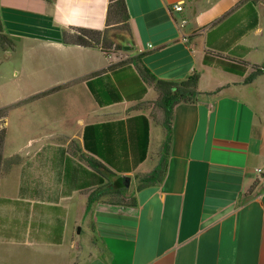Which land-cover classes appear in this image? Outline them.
<instances>
[{
    "label": "crops",
    "instance_id": "crops-1",
    "mask_svg": "<svg viewBox=\"0 0 264 264\" xmlns=\"http://www.w3.org/2000/svg\"><path fill=\"white\" fill-rule=\"evenodd\" d=\"M109 3L0 0V264H264V73L245 83L264 68V1L125 0L121 53L63 41L109 29ZM136 56L160 79L199 73L204 94L174 106L166 173L142 186L158 95L132 64L109 69Z\"/></svg>",
    "mask_w": 264,
    "mask_h": 264
},
{
    "label": "trees",
    "instance_id": "trees-1",
    "mask_svg": "<svg viewBox=\"0 0 264 264\" xmlns=\"http://www.w3.org/2000/svg\"><path fill=\"white\" fill-rule=\"evenodd\" d=\"M109 9H108V16H107V26L110 25H117L123 26L124 31H129V14L127 11L125 0H109ZM264 1V0H263ZM113 17V21L111 23L110 17ZM105 31H92L86 29H77L74 33L70 34L67 32L63 33V41L67 44H74L83 47H94L99 46L104 52H107V47L111 44L108 43ZM122 40L125 42V45L131 44V41L128 38L124 37ZM14 42L13 40L8 37L3 30V26L0 20V46L3 49L13 47ZM122 48V47H121ZM209 57L204 58L205 64H211ZM126 64H132L138 73L140 80L144 84L151 85L155 92L157 93L158 97L156 100V105L162 110L163 113V127L165 129V139L162 145V156L155 167V169L150 172L147 176L140 179L141 186L142 185H150V184H159L162 182L164 175L166 173L167 168V159L169 156L170 150V142H171V124L173 120V109L174 106L185 103V104H192L196 103L198 99L203 96L204 94L198 92V82H199V73L194 72L192 75L187 77L182 81H169L164 80L156 77L153 75L142 63H141V56H136L126 61H122L117 63L116 65H111L109 67L110 70H114L117 67H123ZM243 66L237 65H230L226 67L223 66V69L229 72L235 73H243L244 68ZM264 73L259 67H255L254 71L245 79V83L248 84L252 82L258 75ZM89 87L93 90V84L90 82L88 83ZM58 88L52 89L50 92L56 91ZM95 93V91H94ZM97 98V93H95ZM122 99L118 96H112L110 102H120ZM100 104L103 105L102 102ZM8 112V108L0 110V119L6 117ZM148 137V135H146ZM5 139V130H0V175H1V167H2V150L4 145ZM147 141V138H146ZM89 165L96 169L100 170L102 165L95 160L88 159L87 160ZM140 186V187H141ZM103 196V195H102ZM99 199L96 195H90L88 199V205L86 208V212L89 211L91 206Z\"/></svg>",
    "mask_w": 264,
    "mask_h": 264
},
{
    "label": "rangeland",
    "instance_id": "rangeland-1",
    "mask_svg": "<svg viewBox=\"0 0 264 264\" xmlns=\"http://www.w3.org/2000/svg\"><path fill=\"white\" fill-rule=\"evenodd\" d=\"M110 21L112 23V21H113L112 16L110 17ZM123 32H125L124 28H123V26H120V25L119 26L111 25V27L107 30V33H106L107 41L109 44H111L110 46L107 47L108 51L119 52V53L122 52L121 47H123V45H125V42L122 40L123 36L121 34ZM152 104H154V101L147 102L146 107L147 106L149 107ZM148 111H151L152 115L155 117L156 116L159 117V115L161 113V111L156 106H154L152 109L150 107V109H148ZM158 130H159V128H157L155 126L153 127V136H152V148H153V150L158 147V141L156 140ZM115 187L116 188H113V189H118L119 187H122V186L119 182H117V183H115ZM123 190H125V189H123ZM85 235H86V230L83 229L81 231V234L79 235V239L80 240L84 239Z\"/></svg>",
    "mask_w": 264,
    "mask_h": 264
},
{
    "label": "built area",
    "instance_id": "built-area-1",
    "mask_svg": "<svg viewBox=\"0 0 264 264\" xmlns=\"http://www.w3.org/2000/svg\"><path fill=\"white\" fill-rule=\"evenodd\" d=\"M172 10L175 12H181L182 11V4L181 3H177L175 5H173ZM186 25V20L182 19L179 24L178 27L180 30H182ZM257 174H258V179L259 182L261 183L262 186V190L264 191V171L261 169H257Z\"/></svg>",
    "mask_w": 264,
    "mask_h": 264
},
{
    "label": "water",
    "instance_id": "water-1",
    "mask_svg": "<svg viewBox=\"0 0 264 264\" xmlns=\"http://www.w3.org/2000/svg\"><path fill=\"white\" fill-rule=\"evenodd\" d=\"M123 49H127V47H124ZM122 183H123V185H124L125 187H128V185H129V181H128L126 178H123V179H122Z\"/></svg>",
    "mask_w": 264,
    "mask_h": 264
}]
</instances>
